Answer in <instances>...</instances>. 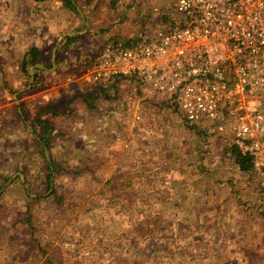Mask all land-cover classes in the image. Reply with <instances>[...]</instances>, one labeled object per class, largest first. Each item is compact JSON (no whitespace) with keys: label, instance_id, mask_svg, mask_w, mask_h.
I'll list each match as a JSON object with an SVG mask.
<instances>
[{"label":"rangeland","instance_id":"rangeland-1","mask_svg":"<svg viewBox=\"0 0 264 264\" xmlns=\"http://www.w3.org/2000/svg\"><path fill=\"white\" fill-rule=\"evenodd\" d=\"M72 1L0 0V264H42L29 226L65 264H250L254 253L251 264H264V185L252 157L250 171L235 163V131L190 123L167 96L122 77L114 88L89 79L104 44H135L177 14L153 11L165 0ZM32 47L53 66L24 71ZM104 87L91 107L81 97ZM135 164L151 185L132 209L115 207L108 181Z\"/></svg>","mask_w":264,"mask_h":264},{"label":"built area","instance_id":"built-area-1","mask_svg":"<svg viewBox=\"0 0 264 264\" xmlns=\"http://www.w3.org/2000/svg\"><path fill=\"white\" fill-rule=\"evenodd\" d=\"M165 2L153 11L172 9L173 25L129 47L104 44L89 79L122 77L167 96L190 123L210 119L219 130H234L264 185V0Z\"/></svg>","mask_w":264,"mask_h":264},{"label":"trees","instance_id":"trees-1","mask_svg":"<svg viewBox=\"0 0 264 264\" xmlns=\"http://www.w3.org/2000/svg\"><path fill=\"white\" fill-rule=\"evenodd\" d=\"M67 4L73 5V8L76 9L75 2L72 0H65ZM132 4V3H131ZM167 15H160L159 17H162L165 19ZM79 35H72L68 36L64 42L65 45H69L70 43H74L78 41ZM117 42V41H115ZM125 47L131 46L133 43L132 41H126L121 43ZM28 58H25L22 63V68L24 71L28 70V67L31 65H42L43 67H52L53 64L50 60L48 61H43L42 60V53L41 51L36 48L32 47L28 51ZM121 78L115 77V78H110L105 82V87H116V84L118 81H120ZM105 87L101 89L99 92H94V95L89 94V93H84L81 95L82 99L89 104L88 106L91 107V101L94 100L96 96H101V95H106V90ZM38 120L41 122V125L44 127L45 130H48L50 127L48 120H44L42 117V114L40 113L38 115ZM42 141H44L45 148L51 149V141L50 138H41ZM43 147V148H44ZM44 148V150H45ZM230 153L235 161V163L238 165L239 169L241 171H250L252 169V159L248 155H243L235 146L229 147ZM43 153L45 151H42ZM45 155V154H44ZM136 169L128 170L125 173H122L121 175H118L117 178L114 180V182H111L113 178L111 177L108 181V188H110L111 192V197H110V202L113 206H118L121 205L122 207H126L128 209H132L137 203V198H138V193L140 191H145L150 185L152 180L148 179L149 175H146V171L143 169L138 168V164H135ZM55 167L50 164H46V178H45V185L48 187L47 191L50 189L51 186V179L53 177ZM121 170V168L119 169ZM147 170V169H146ZM118 172V171H115ZM30 193L36 194V197H40V191H37L33 185L30 187ZM54 194V191L53 193ZM37 199V198H36ZM28 208V213L26 215V223L30 224L31 219L33 218V213L34 211L29 210ZM36 228L33 226H29V233H30V238L32 237L31 242L33 244V249L36 252H41L42 255L44 256L42 264H65L63 261L62 254H59L57 248L50 249L46 248L41 242V237L39 236V233L36 232ZM58 251V252H57ZM61 253V252H60ZM253 259L255 261L258 259V254L254 253V257H250L248 259V262L251 264ZM142 262L137 261L134 258H131L128 263L126 264H141Z\"/></svg>","mask_w":264,"mask_h":264},{"label":"crops","instance_id":"crops-1","mask_svg":"<svg viewBox=\"0 0 264 264\" xmlns=\"http://www.w3.org/2000/svg\"><path fill=\"white\" fill-rule=\"evenodd\" d=\"M260 230L262 231V229L260 228Z\"/></svg>","mask_w":264,"mask_h":264}]
</instances>
